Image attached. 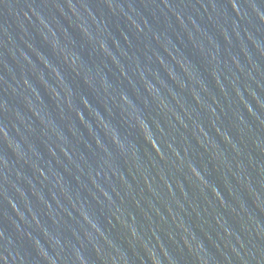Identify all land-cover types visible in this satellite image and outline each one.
I'll return each instance as SVG.
<instances>
[{
  "label": "water",
  "instance_id": "water-1",
  "mask_svg": "<svg viewBox=\"0 0 264 264\" xmlns=\"http://www.w3.org/2000/svg\"><path fill=\"white\" fill-rule=\"evenodd\" d=\"M0 264H264V0H0Z\"/></svg>",
  "mask_w": 264,
  "mask_h": 264
}]
</instances>
